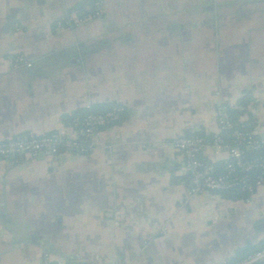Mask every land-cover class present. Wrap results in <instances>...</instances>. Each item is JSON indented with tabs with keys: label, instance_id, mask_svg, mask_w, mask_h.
Instances as JSON below:
<instances>
[{
	"label": "crops",
	"instance_id": "obj_1",
	"mask_svg": "<svg viewBox=\"0 0 264 264\" xmlns=\"http://www.w3.org/2000/svg\"><path fill=\"white\" fill-rule=\"evenodd\" d=\"M245 94L264 138V0H0V141L124 109L87 153L0 161V264H228L263 243L264 185L190 196L171 144Z\"/></svg>",
	"mask_w": 264,
	"mask_h": 264
},
{
	"label": "built area",
	"instance_id": "obj_2",
	"mask_svg": "<svg viewBox=\"0 0 264 264\" xmlns=\"http://www.w3.org/2000/svg\"><path fill=\"white\" fill-rule=\"evenodd\" d=\"M99 13H96L98 16ZM84 21L80 20L79 24ZM10 64L14 67L23 65L31 67V63L22 57H15ZM227 108L220 105L216 109L217 132L211 135V139L189 135L179 136L172 140L171 144L183 157L189 176V195L197 196L203 193H221L238 188L239 191L254 193L245 202L251 204V198L255 192L264 185V159H249L247 156L253 152L264 151V138L255 134L233 129L228 119ZM124 109L115 107L104 114L89 115L76 127V137L62 138L57 134H49L32 138H12L0 141V161H13L22 156L42 154L45 157H55L61 147L67 152L79 151L78 154L87 153L99 141L101 132L117 122ZM229 131V142H225L220 133ZM215 149L217 154L223 157L225 173H219L214 163L205 158L206 150ZM258 169L261 174L257 176L252 185L248 174ZM241 171L244 177H235V173ZM253 187V188H251ZM49 259L46 258V261ZM64 264H74L67 262ZM231 264H264V248L255 251L246 257Z\"/></svg>",
	"mask_w": 264,
	"mask_h": 264
},
{
	"label": "trees",
	"instance_id": "obj_3",
	"mask_svg": "<svg viewBox=\"0 0 264 264\" xmlns=\"http://www.w3.org/2000/svg\"><path fill=\"white\" fill-rule=\"evenodd\" d=\"M100 11V8L95 5V1L92 2L90 5H89V8L86 12L83 13L82 16H80V19H85L87 17H91V18H94L95 14ZM249 94H245L236 104V107H230V108H227V114H228V119L232 125V128L233 129H237V130H241L243 132H249V133H253V125L250 121L252 120H244L245 119V116L248 115L247 113V109H248V106L250 104V98H249ZM115 107H118L116 105H112V106H106L104 108V110L102 111H99V112H91L89 111L87 113L85 117L89 116V115H97V114H104L106 112H109L111 111L113 108ZM80 119L79 121L82 122V120L84 119ZM118 123V122H117ZM115 125V124H114ZM229 131H224V132H221L220 135H221V138L225 141V142H229L230 139H229ZM189 135H196V136H200V137H204L206 138L207 140H210L211 139V135L210 134H207V133H203V132H200L199 134H188L186 133L185 136H189ZM26 138H32V137H26ZM62 148L64 147H61L60 150H59V153L60 151L62 150ZM63 150H66L65 148ZM72 153H75V154H78L79 151H72ZM249 159H264V151H261V152H253L251 154H248L247 156ZM19 159V158H17ZM216 166V170L217 172L219 173H225L224 171V164H222V162L218 163V164H215ZM261 174V171H259L258 169L250 172L248 174V177L249 179H251V185L254 181V179L259 176ZM235 177H238V178H241V177H244V173L241 172V171H238L235 173L234 175ZM253 188V187H251ZM254 193V190L252 192H249V191H239L238 188H235V189H230V190H227V191H224V192H221V193H217L219 195H221L223 198H227V199H230V200H236V201H245L249 196H251L252 194ZM264 248V242L263 243H260L256 246H248L246 247L245 249H241L237 252L236 254V257L234 260H232L231 262H229L228 264H231L237 260H240L244 257H246L247 255L255 252V251H258V250H261ZM67 263V262H66Z\"/></svg>",
	"mask_w": 264,
	"mask_h": 264
},
{
	"label": "rangeland",
	"instance_id": "obj_4",
	"mask_svg": "<svg viewBox=\"0 0 264 264\" xmlns=\"http://www.w3.org/2000/svg\"><path fill=\"white\" fill-rule=\"evenodd\" d=\"M78 25H81V24H78Z\"/></svg>",
	"mask_w": 264,
	"mask_h": 264
}]
</instances>
